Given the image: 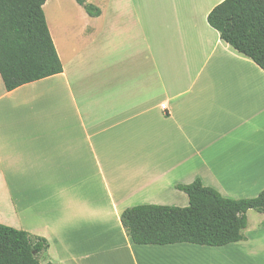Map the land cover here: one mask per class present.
<instances>
[{
  "label": "crops",
  "instance_id": "0c3cea01",
  "mask_svg": "<svg viewBox=\"0 0 264 264\" xmlns=\"http://www.w3.org/2000/svg\"><path fill=\"white\" fill-rule=\"evenodd\" d=\"M223 1H46L63 72L11 92L0 74V224L46 239L41 264H264V218L219 247L137 245L121 223L197 179L264 190V71L209 25Z\"/></svg>",
  "mask_w": 264,
  "mask_h": 264
},
{
  "label": "trees",
  "instance_id": "16d2710c",
  "mask_svg": "<svg viewBox=\"0 0 264 264\" xmlns=\"http://www.w3.org/2000/svg\"><path fill=\"white\" fill-rule=\"evenodd\" d=\"M46 1L0 0V74L9 92L63 72ZM75 1L88 15H100L87 0ZM207 20L222 40L264 71V0H224ZM176 188L188 196V207L140 205L122 213V226L135 244L225 246L246 239L250 210L264 214V190L254 198L233 199L201 179ZM48 248L46 239L0 224V264H41L39 255Z\"/></svg>",
  "mask_w": 264,
  "mask_h": 264
},
{
  "label": "rangeland",
  "instance_id": "374dc122",
  "mask_svg": "<svg viewBox=\"0 0 264 264\" xmlns=\"http://www.w3.org/2000/svg\"><path fill=\"white\" fill-rule=\"evenodd\" d=\"M179 203L181 206H178V207H181V208H185V207L189 206V203L185 204V206H182L183 205V204H181L182 202H179ZM247 216L249 217V225H248V229H247L248 231L255 230L262 225L264 214L259 213L255 210H250L248 212ZM103 253L104 254L98 258L99 259L98 264H116L114 262V260H112V258H110V255L105 254L106 252H103ZM117 264H126L125 258L120 260V263H117Z\"/></svg>",
  "mask_w": 264,
  "mask_h": 264
},
{
  "label": "built area",
  "instance_id": "2783aa9c",
  "mask_svg": "<svg viewBox=\"0 0 264 264\" xmlns=\"http://www.w3.org/2000/svg\"><path fill=\"white\" fill-rule=\"evenodd\" d=\"M162 109H163V110H166V109H167L166 104H163V105H162Z\"/></svg>",
  "mask_w": 264,
  "mask_h": 264
}]
</instances>
